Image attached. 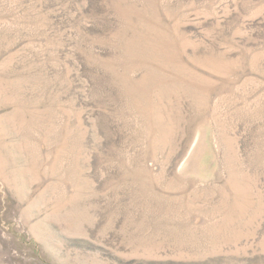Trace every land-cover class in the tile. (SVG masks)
<instances>
[{"label": "rangeland", "instance_id": "obj_1", "mask_svg": "<svg viewBox=\"0 0 264 264\" xmlns=\"http://www.w3.org/2000/svg\"><path fill=\"white\" fill-rule=\"evenodd\" d=\"M0 264H264V0H0Z\"/></svg>", "mask_w": 264, "mask_h": 264}]
</instances>
